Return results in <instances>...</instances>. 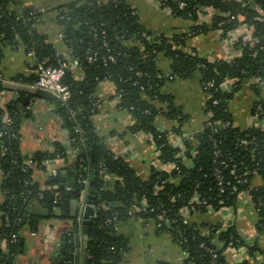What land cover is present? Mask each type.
Returning a JSON list of instances; mask_svg holds the SVG:
<instances>
[{
  "label": "trees",
  "instance_id": "obj_1",
  "mask_svg": "<svg viewBox=\"0 0 264 264\" xmlns=\"http://www.w3.org/2000/svg\"><path fill=\"white\" fill-rule=\"evenodd\" d=\"M157 1L173 15L192 21L193 25L188 33L175 35L171 39L148 32L142 26L137 11L131 9L125 0H84L54 10L58 12L56 22L65 35L63 44L80 61L83 73V79L78 81L71 71L68 72L64 83L70 87L72 100L68 109L59 103V115L69 132V146L72 147L73 154H76L71 214L75 212L76 200H80V179L90 178L87 191L88 195L95 198L93 204L97 209V218L90 227L87 264H124L128 242L117 234L116 228L131 219L152 220L157 225L163 211H166L164 219H168V223H164L158 231L171 235L181 250L186 252V264H229L224 253L230 243H233L234 249L245 246L250 258H254L259 250L257 245H250L242 240L234 226L223 230L210 223H185L183 212L192 208V201L196 196L207 204L197 205V212L191 215L207 213L209 206L216 212L236 208L241 194L248 193L259 214L258 230L264 233V186L253 188L251 184L255 176L264 177V131L261 128L240 129L232 125L215 132L209 125L219 122L233 124L229 103L247 82L259 78L260 82L253 87L257 92L262 88L264 14L261 15L257 9L264 11V0ZM19 2L0 0V62L3 48L18 46L16 39L20 38L25 52L34 49L40 61L56 65L64 56L58 54L57 45L50 42L49 37L38 29L47 13H39L34 7L22 8ZM181 3L185 4L184 8L180 7ZM205 8L214 9L216 14L210 23L199 24ZM240 25L252 28L259 43L252 45L238 41L235 46L241 52L239 58L210 62L196 53L190 54L183 50L190 38L211 31H221L226 36ZM103 32L117 58L116 63L103 62V57L107 54L102 44ZM90 48L99 55L94 63L88 62ZM162 56L170 60L168 72L159 67ZM196 74L200 75L209 97L205 105V113L209 115V119L203 125L204 130L194 140H185L184 149H180L171 144L166 132H161L157 120L164 117L178 124L179 128H173V131L179 135L188 115L181 107L176 106L173 96L165 94L163 89L167 83L189 80ZM159 75L163 78L160 79ZM168 75L174 78L170 80ZM15 80L29 84L33 82L21 77ZM228 80L236 81L235 88L230 91L224 89ZM103 81H110L115 85L117 93L122 94L120 107L134 117L135 123L130 128V133L148 135L156 145L159 161L167 165L169 170L153 169L149 179L144 180L97 135L91 118L95 114L94 94ZM2 90L3 84L0 82V91ZM21 102L23 103L22 99H18L6 107L17 130H20V122L25 113H29L25 112V107L18 105ZM258 105L262 106L264 112V103L260 102L253 107L252 114H255ZM69 110L79 113L77 123L70 118ZM211 137L222 150L221 161H226L229 165L222 170L227 181L223 187L218 185L215 177L217 165L214 158L215 145ZM4 140L7 151L5 156L0 157V195L4 196L0 202V264H16L24 251V231L36 232L35 218L28 219L27 216L35 214V209H38L49 220L64 218L63 203L59 206L61 214L58 216L51 200L52 193L43 191L35 182L32 170L24 171L25 161L29 156L23 155L20 143L6 138ZM242 140H246L247 144L242 145ZM69 153L67 146L55 142L52 152L35 153L33 161L41 168L46 159L55 158L56 155L64 159ZM220 167L218 164V168ZM103 171L115 178L105 181ZM239 178L248 182L238 183ZM59 182L49 179L48 184L56 185ZM61 192L64 202L65 193ZM143 200L154 211H138L134 217L131 216L129 213L136 206L139 207ZM6 216L8 222L5 221ZM114 216L117 217L116 220H113ZM110 219L113 220L112 223H108ZM201 229H206L207 233L203 235ZM13 234L18 236L15 243H12ZM71 237L67 235L66 240L63 239L60 243L64 264H69V251L73 250ZM211 250L216 251L217 258ZM239 264L251 263L246 260Z\"/></svg>",
  "mask_w": 264,
  "mask_h": 264
},
{
  "label": "crops",
  "instance_id": "obj_2",
  "mask_svg": "<svg viewBox=\"0 0 264 264\" xmlns=\"http://www.w3.org/2000/svg\"><path fill=\"white\" fill-rule=\"evenodd\" d=\"M21 7H34L47 14L38 25L42 34L49 37V41L57 45L58 52L66 55L67 49L58 40L61 30L56 22L58 12L55 9L72 2L84 0H19ZM127 4L137 11L142 26L154 35H165L173 38L175 35L188 33L193 25L177 17L172 12L163 8L157 0H125ZM252 30L247 26L240 27L226 36L221 31H211L187 40L183 50L187 53H196L210 62L232 61L239 58L241 52L235 43L241 38L248 37ZM160 67V64H159ZM165 72L170 69V60L160 67ZM74 78L78 81L83 79L80 70L72 69ZM0 75L7 79L17 77L34 81L37 74L30 66V60L22 46H7L3 48V57L0 62ZM199 74L189 80H177L167 83L163 92L172 95L176 106L181 107L188 120L182 127L183 134H192L201 130L209 118L205 113V105L208 95L203 88ZM257 82L249 81L229 103V111L232 114L233 125L236 128L245 129L252 123L253 107L260 102L264 103V83L261 84L260 92L253 87ZM233 82L224 84V89L230 91ZM95 114L91 118L97 135L102 138L109 149L117 156L122 157L130 167L144 180H148L151 171L168 170V166L162 164L155 152V147L145 135L131 134L130 128L134 125V117L119 107L117 90L110 81L99 84L94 94ZM3 106L12 101H17V95L6 91L2 97ZM59 102H48L41 105L35 114L30 117L27 113L20 122L22 136L21 151L24 156L33 157L38 152H51L54 143L59 142L67 146L70 152L68 157L62 159L55 168L62 172L68 171L70 180L74 183L76 173L74 166V152L69 146V132L63 119L59 115ZM177 124L164 117H159L157 126L160 129L171 130ZM261 129L264 131V118ZM172 145L182 147L183 141L176 135L170 139ZM72 151V152H71ZM73 175V176H72ZM34 180L44 188L49 179L47 172L41 169L34 170ZM2 173L0 171V182ZM253 188L264 186V177L255 176L251 182ZM1 198V195H0ZM31 214L35 221L38 220V230L34 233L25 230L23 233L24 251L16 261V264H64V257L58 247L63 239L69 235L72 228V220L64 218H44L43 212L35 209ZM75 210V208H74ZM73 210V211H74ZM72 211V210H71ZM38 212L42 216H36ZM58 216H60V213ZM189 221L201 225L210 223L220 226L223 230L234 226L237 233L250 245H257L258 251L254 258H250L247 251L233 250L225 256L229 264H239L248 260L251 264L264 262V233L258 230L259 214L255 205L247 193L240 196L236 208H225L219 212L204 214L198 213L189 216ZM1 224V223H0ZM118 235L123 236L128 242V251L125 255L124 264H186L185 255L175 243L171 235L160 233L152 220L131 219L119 224L116 228ZM35 234V235H33Z\"/></svg>",
  "mask_w": 264,
  "mask_h": 264
},
{
  "label": "built area",
  "instance_id": "obj_3",
  "mask_svg": "<svg viewBox=\"0 0 264 264\" xmlns=\"http://www.w3.org/2000/svg\"><path fill=\"white\" fill-rule=\"evenodd\" d=\"M237 1H244V0H237ZM181 8L185 7V4L181 3L180 4ZM24 8V7H22ZM26 8V7H25ZM36 9V8H35ZM21 10V9H20ZM19 10V11H20ZM39 13H45L44 11H41L39 9H36ZM258 12L263 15L264 11L260 8L257 9ZM216 14V11L214 9H210V8H205L202 11V15L199 19V24L201 23H210L213 16ZM247 25H240L238 28L240 27H245ZM248 27V26H247ZM237 28V29H238ZM249 29L252 30L251 34L248 37H244L241 38L240 40H237L235 45L238 43V41H243L244 43H251L252 45L259 43V39L257 37L254 36V31L252 28L248 27ZM236 29V30H237ZM235 31V30H234ZM103 48L106 50L107 54L103 57V62L105 64L108 63H116L117 62V58L116 56L113 54L112 49L110 48L109 42L107 40L106 34L105 32H103ZM58 40L60 42H64L65 40V35L64 33L61 31L60 34L58 35ZM16 43L18 44V46H22V40L20 38L16 39ZM23 47V46H22ZM28 59L30 60V66L31 68H33V70H35L37 76L35 78V80L32 83H23L22 81H17V80H13V79H7L3 76L0 75V82L3 84L5 82H11V83H17V84H24V85H29L37 90H42L48 93H51L52 95H54L57 98V101L60 103V105L62 107L65 108H69V103L72 100V92L70 90V87L68 85H66L64 83V80L68 74V72H70L72 69H77L82 71L81 68V63L77 58H74L71 55V51L67 50L66 55H62L61 53L58 52L59 55L64 56V58L60 59L56 65H52L47 63L46 61H40L37 55V52L34 49L29 50L28 52H26ZM88 62L89 63H94L98 60V53L95 52L93 49H89L88 50ZM241 56V55H240ZM169 76V79L172 80L174 77L173 76ZM167 76V77H168ZM160 79L163 78L162 75L158 76ZM233 82L232 85V89L235 88V84L236 81L233 80H228L226 82ZM256 82H260V79H255ZM225 82V83H226ZM211 87H213V85H210ZM6 93L5 90L0 91V121H1V126H0V157L5 156V153L7 151V148H5V140L4 138H6V140H10V141H14L15 143H22V136L20 133V130H17L13 125H14V119L12 116H10L7 113V109L6 107L3 106V101H2V97L3 95ZM117 100L119 102V107L122 101V94L121 93H117ZM215 104H217V101L214 102ZM18 105H22L23 107H25V112H29V107L25 106L24 103L21 102V104L19 103ZM121 108V107H120ZM122 109V108H121ZM70 113V118L77 123V116H78V112L77 111H73V110H69ZM263 115V117H262ZM264 118V112H263V108L261 105H258L256 108V112L255 114H252V123L246 127L245 129H252V128H261V124H262V120ZM209 119V118H208ZM207 119V120H208ZM210 126H212L214 128L215 132H220L221 130L227 129L229 127H231L233 124L231 122H219V123H210ZM179 125L177 124L175 128H179ZM203 128V127H202ZM201 130H204L202 129ZM161 132H166V135L168 136L169 140L173 137V135H176L173 131V129L171 130H164V129H160ZM196 131L192 134H183L182 132V128H181V133L178 136L182 141H183V146L182 147H178L180 149H184V142L185 140H194V137L201 131ZM78 132H80L79 129H77ZM147 138L150 139V137L148 135H145ZM211 140L213 141L214 145H215V152H214V158H215V164L217 165L216 169H215V177L218 181V185H220L221 187L224 186V184L227 183L225 176L223 175V168L227 169L229 167L228 163L226 161H221L222 158V150L219 149L218 147V143L217 141H215L212 137ZM151 141V139H150ZM82 142H84L82 140ZM152 142V141H151ZM152 144L155 147V152L156 155L159 157V153L157 152V148L154 142H152ZM242 145H246L247 141L246 140H242L241 142ZM174 146V145H173ZM85 147V146H84ZM176 147V146H175ZM52 152V151H51ZM74 159L76 158V154H74ZM63 158L60 157V155H56L55 158H48L46 159L41 168L36 164L35 161H33V157H27L26 161H25V166H24V171L27 172L28 170H32L34 172L35 169H41L47 172V178L48 179H54L55 181H60L58 184L56 185H50L47 184L44 188H42L43 191H50L52 193V196L54 197L53 199V203L55 204L54 210L55 212H59L61 214V207H59L60 205H62V199H63V193L61 192V189L59 188V184L61 183V176H60V172L59 170H57L55 168V165L58 164V162H60ZM191 164V163H190ZM189 164V166H190ZM218 164L219 166H221L220 168H218ZM175 167V166H173ZM169 168V167H168ZM172 168V166H171ZM177 169V168H176ZM179 169V168H178ZM169 170V169H168ZM103 175H105V181H111L112 179H114L115 177L111 176V175H107L105 174V172H102ZM241 178H239L238 183H242L245 184L248 182V180H240ZM79 184H81L82 189H81V194H80V208L78 210V214H77V218H76V222L79 223L80 225H82V222L84 220V206H85V199L88 195V187L90 185V178H84V179H80L78 181ZM228 185H230V182H228ZM73 187L67 188L65 190H62L64 193L65 192H72ZM248 194V193H247ZM250 196V195H249ZM4 196L0 198V202L3 200ZM193 205L191 209H185L183 212L184 218H185V223H188V219L189 216L193 213V212H197V205H203V204H207L205 201L202 202L199 200V198L196 196L195 199L192 201ZM208 212L211 213H216V211H214V209L209 206L208 207ZM150 205L147 204L146 200H143L140 204L139 207H135L133 212H130L129 214L131 216L134 217L135 213L140 211V212H153L154 209H151L150 211ZM257 211V210H256ZM58 214V213H57ZM166 215V211H163V216L161 217L160 223L156 225L157 229L161 228L164 226V223H168V219H164V216ZM0 217H1V213H0ZM116 216L113 217V220H116ZM112 219H110L108 221V223H112L113 221ZM5 221H9L8 217L6 216ZM0 223H1V219H0ZM1 226V224H0ZM203 235H205L207 233L206 229H201ZM35 235V234H33ZM70 235V234H69ZM12 238V243H15L18 241V236L13 234L11 236ZM243 240V239H242ZM245 241V240H244ZM0 245L1 241H0ZM61 244H58V247H60ZM7 249V248H6ZM5 249V250H6ZM233 250H244L247 251L245 246H242L238 249H234V245L233 243H230V245L228 246L226 252L224 253L225 255L229 252V251H233ZM7 252V251H6ZM215 250H211V253H213L214 257L217 258V255L215 254ZM183 254L185 255V258L187 257L186 252L183 251ZM75 251H69V258H68V263L69 264H75ZM221 264V263H220Z\"/></svg>",
  "mask_w": 264,
  "mask_h": 264
},
{
  "label": "water",
  "instance_id": "obj_4",
  "mask_svg": "<svg viewBox=\"0 0 264 264\" xmlns=\"http://www.w3.org/2000/svg\"><path fill=\"white\" fill-rule=\"evenodd\" d=\"M3 89L10 93L17 95V100L22 99L25 106L29 107L28 116L35 114L41 105H44L48 102H57V98L51 93L37 90L29 85L17 84L11 82L3 83ZM73 176V175H72ZM71 175L68 171L62 172L61 183L59 188L65 190L67 188L73 187L74 183L70 180ZM73 194L71 192H65L64 194V203H63V214L66 219H72V228L69 231L72 236L70 244L73 251H75V264H87L86 251L88 249L89 243V234L90 227L93 225L94 219L97 218V209L93 204L94 197L87 195L85 199L84 206V220L82 225L76 222L78 210L80 208V200L75 202V212L71 214V198ZM54 197H51L53 201ZM42 216L41 212H38L36 216ZM33 216H27L28 219H31ZM38 220L35 221V231L38 230ZM66 240V238H65ZM22 245L24 243L22 242ZM23 252V251H22ZM65 261V260H64Z\"/></svg>",
  "mask_w": 264,
  "mask_h": 264
},
{
  "label": "rangeland",
  "instance_id": "obj_5",
  "mask_svg": "<svg viewBox=\"0 0 264 264\" xmlns=\"http://www.w3.org/2000/svg\"><path fill=\"white\" fill-rule=\"evenodd\" d=\"M187 21H190V20H187ZM167 61L168 59L165 58L164 56L160 57V60H159L160 67L161 65L163 66ZM68 220L71 221L72 219H68Z\"/></svg>",
  "mask_w": 264,
  "mask_h": 264
}]
</instances>
